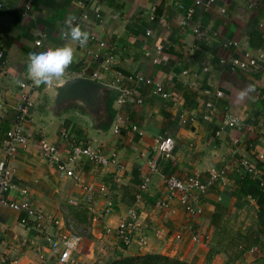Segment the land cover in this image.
Returning a JSON list of instances; mask_svg holds the SVG:
<instances>
[{
	"label": "crops",
	"instance_id": "1",
	"mask_svg": "<svg viewBox=\"0 0 264 264\" xmlns=\"http://www.w3.org/2000/svg\"><path fill=\"white\" fill-rule=\"evenodd\" d=\"M0 4V160L5 157L4 133L22 92L17 81L30 80L29 54L63 46L66 21L81 11L88 13L89 20L80 27L94 38L84 47L76 46L66 77L96 73L95 79L109 83L113 70H104L102 64L111 47L113 67L124 82L140 75L172 92L170 99H164L152 93V85H137L142 102H113L112 123L101 129L76 109L43 116L47 85L30 90L33 105L22 123L27 141L7 158L13 187L6 198L20 201L18 191L26 189L32 206L58 224L35 231L19 223L23 211L0 206V264H41L40 253L45 263H53L43 235L60 229L80 235L75 255L80 264H105L145 253L199 264H249L264 258V231L258 224L257 206L240 190L247 174L238 164L244 158L257 167L264 165V61L246 70L218 64L221 56L235 52L264 51L259 45L264 44V0H212L196 6L184 25L179 20L191 0H101L100 22L91 16V0H0ZM193 27L200 30L201 38ZM145 29L150 30L148 35ZM36 39L39 45H34ZM227 40H236L237 48L226 50ZM99 41L105 46L98 47ZM154 45L162 49L152 63L144 51L152 52ZM215 90L222 96L213 100ZM209 100L211 110L205 107ZM207 111L209 117L202 119ZM225 113L237 116L241 127L224 125ZM117 115L122 119L113 132ZM129 123L142 134L130 130ZM161 136L173 141L169 158L155 149ZM41 140L54 143L62 158L69 154L70 141L83 142L115 157L123 168L96 165L78 156L71 165L73 176H66L40 155ZM150 160L155 161L154 171L148 168ZM212 167L223 169L222 179L188 196L197 213H187L177 195L166 197L168 176L196 175L205 183ZM145 175L148 184L139 190ZM165 198V207L155 206ZM130 211L136 222L132 242L124 247L113 229ZM190 234L197 238L192 240Z\"/></svg>",
	"mask_w": 264,
	"mask_h": 264
},
{
	"label": "built area",
	"instance_id": "2",
	"mask_svg": "<svg viewBox=\"0 0 264 264\" xmlns=\"http://www.w3.org/2000/svg\"><path fill=\"white\" fill-rule=\"evenodd\" d=\"M92 1V18L98 22L101 21V0H91ZM212 0H191V4L183 9L181 18L179 20L180 25L186 24L191 18V15L194 12V9L198 5H208ZM2 5L0 4V9ZM75 25L81 26L85 21L89 20V15L85 11H81L78 15L72 18ZM193 33L196 37L201 38L202 33L197 27L192 28ZM150 30L145 29V34H149ZM61 37H64V32L61 33ZM93 35H90L89 40L93 39ZM39 39L34 41V45H39ZM98 47L102 48L105 46L103 41L97 42ZM223 47L226 50L233 51L237 48L236 40H227L223 43ZM160 45H154L153 51H144V55L150 58L152 63H155L158 59V55L161 52ZM94 56L96 54H93ZM2 57V51H0V58ZM113 48L109 47L105 53L103 60V69L109 70L113 65ZM264 61V51H258L256 53H251L249 51H241L239 53L235 52L232 55L221 56L218 59L219 65H227L231 69L235 70H246L248 68L254 67L258 62ZM206 69L203 67V71ZM114 76L113 79L108 83L110 85L118 88L117 96L114 99L116 105H122L126 102H132L134 104H140L142 99L137 94V85H152V93L159 95L164 99H170L172 97V92L164 89L162 85L158 82H154L149 77H143L136 75L135 77H128L127 82L122 80L121 74L113 70ZM96 73H92L91 77L95 78ZM23 86L18 84L19 88L22 89V92L18 95V100L14 106V115L12 118L11 126L5 130L4 140H3V151L4 159L0 160V206H6L13 210H21L24 215L19 219L21 225H26L31 227L35 231L43 232L46 227L45 224L57 225L58 220L50 218L49 216H44L39 210L34 208L27 198L26 189H20L18 194L21 196L20 201H11L6 198V193L13 187L10 181L11 169L7 164V158L12 157L19 146L26 144V135L23 131L22 123L27 119L30 113V109L33 105V101L30 98V90H33L35 85L31 80L22 81ZM205 94L209 95V92L205 91ZM222 96L220 91H214L212 96L213 100ZM1 106V103H0ZM205 107L208 110L213 108L212 101H206ZM209 117V112H205L201 115L202 119H207ZM115 122L113 123V132L117 131L118 122L122 119L120 115L115 117ZM223 124L230 128H240L241 121L240 119L230 113H225L223 117ZM129 128L132 131H135L138 135L142 134V131L137 128L135 124L129 123ZM69 154L66 158H62L57 151V147L54 143L41 140L38 144V151L40 155L51 163L55 169L63 172L66 176H73L71 165L74 159L78 156H84L89 161L96 165L100 166H109L115 169H122L123 166L120 164L115 157L106 156L102 152L92 148L90 145L85 144L80 141H70L69 142ZM173 141L168 136H161L157 139L155 149L162 155L164 158L171 157ZM259 159H262V155L258 156ZM148 168L150 171L155 169V161H147ZM239 167L243 174L249 176H256L259 178L260 187H264V165L257 167L254 164L249 163L246 159L241 158L238 161ZM224 174L223 169L221 168H210L209 176L205 183H201L199 178L196 175H188L183 178L177 177L174 175L168 176L164 180V186L166 190V197L177 195L178 201L183 207V209L189 213L194 214L199 210L196 209L189 201L188 196L192 191H203L205 186L213 184L215 181L222 179ZM149 177L145 175L142 177L141 181L138 184V189H145L148 184ZM85 191H90V186H82ZM99 191H103V187H99ZM166 199H161L155 202L157 207H165L167 205ZM136 222V215L134 211H130L127 214V218L119 220L117 225L114 227L113 232L117 239L124 247H128L132 242L131 229L134 227ZM106 232H110V229H105ZM177 237H180L178 234ZM44 242L48 245L51 255L54 257L53 263H45L46 259L43 254L38 255V260L41 264H80L76 258V252L78 244L80 242V235L68 232L66 229H60L59 231L46 232L43 235ZM190 238L195 240L197 236L195 234H190ZM140 243V240L138 239ZM250 250H253L250 249Z\"/></svg>",
	"mask_w": 264,
	"mask_h": 264
},
{
	"label": "water",
	"instance_id": "3",
	"mask_svg": "<svg viewBox=\"0 0 264 264\" xmlns=\"http://www.w3.org/2000/svg\"><path fill=\"white\" fill-rule=\"evenodd\" d=\"M47 101L43 116H57L68 110L76 109L84 113L95 127L104 115V96L107 91L118 88L92 77L75 75L65 77L48 86Z\"/></svg>",
	"mask_w": 264,
	"mask_h": 264
},
{
	"label": "clouds",
	"instance_id": "4",
	"mask_svg": "<svg viewBox=\"0 0 264 264\" xmlns=\"http://www.w3.org/2000/svg\"><path fill=\"white\" fill-rule=\"evenodd\" d=\"M67 31L64 32L66 43L59 47H49L40 53H30L28 56V78L35 86H51L67 75V70L73 63L79 47L86 46L90 33L73 23L72 18L66 21ZM23 86L22 81H17ZM243 95V93L241 94Z\"/></svg>",
	"mask_w": 264,
	"mask_h": 264
},
{
	"label": "trees",
	"instance_id": "5",
	"mask_svg": "<svg viewBox=\"0 0 264 264\" xmlns=\"http://www.w3.org/2000/svg\"><path fill=\"white\" fill-rule=\"evenodd\" d=\"M260 46L264 47V44L259 43ZM112 70L118 71L115 67ZM119 72V71H118ZM116 91H107L104 96V115L100 119L96 126L97 128L106 129L113 120L114 109L113 101L117 96ZM259 178L256 176H243L241 191L244 195L249 196L257 206V218L258 224L260 225V231H264V187H260ZM258 239V233L256 235ZM105 264H199L194 262H187L178 258L169 257L161 254L145 253V254H132L118 257ZM249 264H264V258H258Z\"/></svg>",
	"mask_w": 264,
	"mask_h": 264
}]
</instances>
